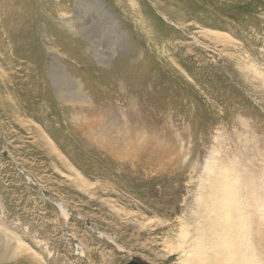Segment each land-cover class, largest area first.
Here are the masks:
<instances>
[{"label":"rangeland","instance_id":"1","mask_svg":"<svg viewBox=\"0 0 264 264\" xmlns=\"http://www.w3.org/2000/svg\"><path fill=\"white\" fill-rule=\"evenodd\" d=\"M157 2L172 7V15ZM21 10V38L40 42L46 53L37 75L40 69L3 62L0 45V251L13 245L0 264H125L131 258L181 264L207 230L191 216L214 165L216 199L238 196L231 237L254 244L251 255H260L264 0H21ZM144 18L150 20L145 27ZM50 51L61 54L60 63ZM14 53L7 55L22 61L26 50ZM52 63L54 74L60 64L82 81L95 106L89 109L97 118L93 127L108 125L112 143L105 149L65 138L74 111L59 107ZM146 132L153 141L140 142ZM115 153L122 161L180 163L142 176L132 189L87 165L115 162ZM68 221L80 222L94 239L82 245Z\"/></svg>","mask_w":264,"mask_h":264},{"label":"bare ground","instance_id":"2","mask_svg":"<svg viewBox=\"0 0 264 264\" xmlns=\"http://www.w3.org/2000/svg\"><path fill=\"white\" fill-rule=\"evenodd\" d=\"M58 2H56L57 5L59 4ZM162 3H164V1ZM130 4H131V1H130ZM157 4L162 11H165V13L168 11L170 14H171V12H174L172 7H171V9L169 7L170 10L169 9L166 10L165 6H167V5H165V6H164V4L161 5L160 2H157ZM157 4H155V5H157ZM136 9H137V12H139L142 16L143 12L141 10V7L137 6ZM157 10H158V8H157ZM23 14H24V12H23V10H21V0H0V24H1V28H2L1 34H0V45L3 47V49H5V52H4L5 57L4 58H10V60H4V58H3V62H10L11 61L13 64H23L21 66L23 68L40 69V71L41 70L43 71L42 60H43L44 54L46 53L45 49H43L42 51L38 49V47H39L38 43L40 44V42H38V43L37 42H27V39L25 37L21 38V36H22L21 33H23V31H24V25H25V23L23 21V19H24ZM63 14L64 13H62L61 21L68 22L69 18H65L63 16ZM149 21H150L149 18L147 20H145V18H144L143 22H141V25L143 27H145L147 24L150 23ZM29 32L30 31H28L26 37H31V36H29ZM64 36L67 37L66 34ZM148 36H150V35H148ZM42 44H44V46H46V48H48L47 47L48 44H46V42H43ZM21 47L22 48L24 47L26 50V53L21 54V56L23 55L22 61H20L18 58L16 59V58H13V56L7 55V53L15 54L14 52H18V51L21 52ZM49 54H50L49 57L51 58L52 61H56V62L60 63L58 61L59 58L62 57L60 53H57V52L55 53L53 51H50ZM52 64L54 65L55 63H52ZM57 65L60 66V70H59V73L57 75L54 74L55 65L49 67V70H50L49 73H51V76H52L51 83L54 85V90H53L54 92L53 93H54V95H56V97L59 101L58 102L60 104L59 107L64 108L65 105H68L66 107V109L68 111H74L67 116L66 121H69V122H68V124L65 123V125H66V128L68 129V134L65 135L66 136L65 138H67L68 140L69 139H72L74 141L77 140L78 142H80V143H78L79 145L81 144L82 146H84V149L87 148L86 145L88 144L87 143L88 140H91L96 145L101 146L100 148L105 149L108 145H110L112 143V140L109 141L107 138L109 135V133H108L109 130L107 127L108 125L107 126L100 125V127H98L97 129H95L93 127L97 121V118L94 117L95 115H93L91 112H89V109H93V111H94L95 106H93V104H91V99H89L84 94L82 86H81L82 81L79 80L78 78L74 81V79L72 78L70 73L63 68L64 66L61 67L60 64H57ZM42 71L40 73H37V75L41 74ZM41 75H43V74H41ZM1 101H3V100H1ZM7 104H9V103H7ZM48 120H49V118H48ZM102 123H103V121H102ZM105 123L107 124V122H105ZM50 125H51V123H50ZM59 126H57V127H59ZM60 130H58V131H60ZM126 138H127V135H126ZM138 138L141 139L140 142L146 141L148 139H149V141H153V140H150V137L147 134V132L143 133L142 135L140 134V137H138ZM137 146H139V145H137ZM140 146H141V148H143L142 147L143 145H140ZM64 147H67V146H64ZM137 148L138 147H136V149ZM81 149H83V148L81 147ZM140 149H137L138 154L140 153ZM154 149H156V148H154ZM166 149H168V148H166ZM52 150H56V149H54L52 147ZM137 150H136V152H137ZM162 150H163L162 152L164 155H167L169 153L168 151L164 150L163 148H162ZM173 151H175V150H173ZM141 154H142V156L145 155V153H144V155H143V153H141ZM159 154H160V151H159ZM113 156H115L116 158L115 157L114 158L117 159V160H115V162H113L112 160H109V161L105 160L102 162L94 161L93 163H87V165L91 164L93 171H97L98 173H101L106 178L109 176L114 177V180L117 183L119 181L120 182H122V181L126 182L127 185L129 187H131L132 189L134 186H136L137 184L140 183L139 179L142 178V176H149L150 175L149 173L153 174V172H155V174H161L162 175V174H164V172L167 168L172 169V171L177 170L179 168L178 163H180V162L174 163L175 160H174V162H165V160H164V163L163 162L152 163L146 159L139 160V159L135 158V159L139 160L141 163L140 165L138 164L139 166H137L136 164H134V161H135L134 158H132L131 160L129 159L128 161H122L120 159L118 160L119 156L116 155V153ZM137 157H138V155H137ZM104 163H105V165L103 166ZM168 165H169V167H167ZM67 166L69 169L71 168L69 162H67ZM215 170H217V166H215V165L213 167L210 166L207 168V173H208L207 174V180L209 179V189H208V191H206L203 198L200 196H198L196 198V200H197L196 206H195L196 210L192 213V216H191L193 219H196V220H197V218L200 217L199 220L205 226L203 229H207V230H204L201 233V239L199 240L198 245L193 249L192 253L190 254L191 258L184 259L181 262V264H186L185 261L188 262V264H249V262L251 264H254L256 262H259V263L263 262L264 261V245L260 246V248H261V254L260 255L252 256L251 251L255 249L254 244L241 241V239H239V238L231 237V232L233 231V229H236V230L238 229L236 226L232 225V222L235 220L233 209H239L236 206V203L238 201V196L236 195L231 200L229 199V196L223 197L221 199H216L217 197L214 195V191L216 190L217 185L214 184V182L211 178V176L213 174L212 171H215ZM231 173H234V171H232ZM83 184L86 185L84 181H83ZM248 185L251 186L249 182H248ZM98 189H100V188H98ZM90 191L92 192L93 190H90ZM116 193H117V191H116ZM240 206H241V204H240ZM63 214L66 215V213H63ZM243 215H246L245 211H244ZM133 221H134V223H137L136 220H133ZM68 223H69V221H68ZM70 226H71L72 234H74L75 237H79L80 243L82 245L85 243V241H89V240L94 239L93 234L87 233L85 230H83V228L80 226V222H78V221L72 222L70 224ZM123 227H125V226L123 225ZM238 231H240V230H238ZM214 238H218V243L216 245L213 244V242H212ZM181 239H182V237H180V240ZM61 241H62V239H61ZM12 248H13V245L7 244V242H6V245L0 251V259L2 258L4 260L5 257H7L9 255ZM17 248L18 247H16L15 250H17ZM202 251H207L209 254L208 255L202 254L201 253Z\"/></svg>","mask_w":264,"mask_h":264},{"label":"water","instance_id":"3","mask_svg":"<svg viewBox=\"0 0 264 264\" xmlns=\"http://www.w3.org/2000/svg\"><path fill=\"white\" fill-rule=\"evenodd\" d=\"M125 264H146L136 258L129 259Z\"/></svg>","mask_w":264,"mask_h":264}]
</instances>
